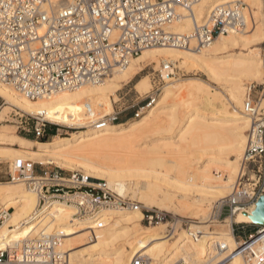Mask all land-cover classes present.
Wrapping results in <instances>:
<instances>
[{
  "label": "bare ground",
  "instance_id": "1",
  "mask_svg": "<svg viewBox=\"0 0 264 264\" xmlns=\"http://www.w3.org/2000/svg\"><path fill=\"white\" fill-rule=\"evenodd\" d=\"M52 1L55 7L66 4V0ZM219 1L203 0L196 8L198 19L207 16ZM244 1L256 21L254 27L243 34L221 35L199 52L191 49H148L103 83L87 84L37 101L23 97L9 85L0 82V97L6 104L27 114H40L56 107L65 109L76 106L81 109L89 100L114 95L125 81L137 74L139 64L148 62V65H163L170 62L175 66L179 64L181 68L198 67L209 81L225 87L224 114L204 110L210 109L215 99V95L207 90L210 85L207 81H177L165 74L166 86L158 99L152 106L143 109L139 118H133L129 123L111 122L103 130L87 126L88 130H81L71 138L51 143L32 141L0 131V145H24L29 150L27 153H30V157L50 155L60 168L81 165L89 177L94 181H105L107 188L122 198H136L146 208L157 207L162 211L188 214L199 219V222H194L191 231L200 233L211 221V215L205 209L206 203H212L216 197L226 195L233 187L238 174L235 162L223 157L207 159L201 167V173L193 176V183L185 184L184 188L179 189L167 182L161 173L147 172L141 168L136 164L140 161L137 158L132 167L118 168L95 166L91 159L94 155L97 156L99 150L118 138L142 132L162 120L165 121L166 117L171 120L170 128L177 125L169 146L178 151V154L182 152V144H194L201 139L220 143L218 150L221 154L243 152V130L251 128L252 121L244 112L248 98L243 103L245 92L242 83L264 75V60L258 50L252 48L264 41V0ZM182 13L185 15V12ZM192 28L193 20L185 17L174 26L173 31L185 34ZM137 86L141 91L150 90L147 78ZM75 91L76 93L69 94ZM176 98L200 104L189 108L179 120L174 104L168 103ZM261 106H264V99ZM0 160L4 161L1 156ZM218 167L225 168L220 170L223 174L215 173ZM141 179L146 181L138 186ZM103 188L106 189L105 186ZM191 188H194L196 196L189 197L186 194L192 192ZM178 191L184 194L176 196L175 192ZM39 201V194L22 181L0 183V212L10 210V217L0 226V248L10 241L39 236L43 231L51 233L62 230L65 234L62 248L71 253L73 264H129L134 256L141 253L148 256L151 264H245L240 244L233 233V223H254L255 218L254 210L251 213L239 211L235 217L225 218L221 230L203 231L205 236L202 240L193 242L187 236L190 230H183L178 236L169 237L167 224L146 227L141 224L142 212L123 211L118 206H111L103 212L106 227L97 230L94 238H89L93 223L76 219L72 206L55 200L40 210ZM259 252L262 253L263 250L260 249Z\"/></svg>",
  "mask_w": 264,
  "mask_h": 264
},
{
  "label": "built area",
  "instance_id": "2",
  "mask_svg": "<svg viewBox=\"0 0 264 264\" xmlns=\"http://www.w3.org/2000/svg\"><path fill=\"white\" fill-rule=\"evenodd\" d=\"M202 1L66 0L64 6L55 7L52 0H0V82L29 100L47 99L87 84L103 83L145 50L174 48L199 52L221 35L243 34L256 24L244 0H220L207 16L198 19L196 8ZM185 17L193 20L191 31L174 32V26ZM261 49L264 57V41ZM176 70L173 63H163L154 78L156 89L141 102L131 119L139 118L143 109L155 103L166 84L164 75L173 78L179 74ZM263 99L264 79L259 85L258 100L248 98L245 104L244 112L252 125L238 179L232 194L220 203L218 219L235 217L239 211L256 207L264 195ZM84 109L90 112L91 105L86 104ZM124 111L99 118L90 127L103 130L111 122L118 123ZM29 118L34 120L36 138L50 137L48 126L53 123L42 113ZM54 125L57 135L61 128L67 130L65 134L88 128ZM11 178L39 194L40 210L55 200L72 206L76 219L93 223L89 238L106 227L103 212L111 206L142 212V222L149 226L167 224L169 237L177 236L184 227L190 230L187 236L193 242H200L205 236L203 231H191L189 221L168 212L143 209L140 203L96 186L78 172L63 176L61 172L42 170L39 175L35 163L20 158L15 161ZM226 210L229 213L224 216ZM9 213L10 210L0 212V226L10 217ZM235 225L254 223H233V233ZM64 237L62 230H54L43 231L35 238L10 241L0 248V264H73L71 253L62 248ZM263 238L264 225H258L253 234L239 241L245 264H264V253L258 251ZM129 264L151 262L141 253Z\"/></svg>",
  "mask_w": 264,
  "mask_h": 264
},
{
  "label": "rangeland",
  "instance_id": "3",
  "mask_svg": "<svg viewBox=\"0 0 264 264\" xmlns=\"http://www.w3.org/2000/svg\"><path fill=\"white\" fill-rule=\"evenodd\" d=\"M252 48H256L258 50V54L260 55L262 60H264L261 51L262 43L253 46ZM148 64V62L139 64L137 66L138 69L136 70L137 74H134L129 80L125 81L122 84L121 89L114 95L102 96L96 98L95 100H89L88 103L85 102L84 105L81 106V109L76 108V106H74L73 108L65 109L56 107L52 111L42 112L45 119L53 123L48 127L50 129L57 128V126H55L54 124L61 127L70 128L87 127L90 126L91 122L98 120L99 118L112 114L114 111L119 112L122 110L125 111L121 114L120 121L115 124L129 123V121H131L133 113L138 109V106L141 104V102H143L147 98V96L152 93L153 89H156L154 78H157V72L161 69L162 63H153L151 65ZM176 69V72H178L179 74L173 77L174 80L181 81L189 79H202L207 81L210 84L207 90L211 94L215 95V99H213L212 107L210 109L204 108V110H207V112L218 111L219 114H224V111H226V108L224 106L226 99L225 87H221L218 84L209 81L207 76H205L202 70L198 67L186 66L181 68L179 64H176ZM144 78H147L150 83V90L148 91H141L137 86L138 83ZM263 79L264 75L259 79H251L249 81H246L245 83H242L243 90L245 92L243 103H245V100L247 98L258 100L259 85L263 82ZM74 93H76V91L69 94ZM168 103L174 104V111L179 116V120H181L187 113V110L189 108H192V106L198 104L199 102L196 103V101H185L176 98L169 100ZM86 104L91 105L90 112H87L84 109ZM262 107L264 108V106ZM29 115L35 114H27L20 109L12 107L6 104L3 98L0 97V131H5L8 134L23 137L32 141L42 142V140L44 139L36 138L33 132L34 120L32 118H29ZM159 121H161V119ZM170 122V118L166 117L165 121L162 120L159 124L148 127L142 132L130 134L127 137H120L110 143L109 146L99 150L97 156L94 155L91 161L95 163V166L104 168H118L132 167V165H134L135 163L134 160L137 158L140 161H137L136 164H138L141 168L145 169L147 172L152 171L155 173H161L164 178H166L165 180L167 182H171L172 184L176 185L177 188L181 189L184 188L185 184L193 183V176L195 174L201 173V167L204 165L205 160L218 157L232 160L238 166V174L235 181L233 182V187L229 189L226 195L216 197L212 203H206L205 206L206 212L211 215V221L205 225L206 229H203L202 231H219L224 227L225 224V219H218V215L220 212L219 205L223 199L229 197L233 192L234 185L239 176L240 164L246 150L250 127L243 130L245 149L242 153L221 154L218 150L220 143L201 139L194 144H182V152L178 154V151L172 150V147L169 146L171 144V137L175 134V128L177 126L175 125L170 128ZM86 130H88V128ZM77 132L69 131V134H65L67 133V130L61 128L60 135L56 134L53 137H48L47 142L51 143L59 140H64L65 138H71ZM175 148L176 147H174V149ZM12 149L18 150L19 152L13 151ZM28 151L29 150L24 145H0V156L4 159V161L0 160V183L13 182L11 174L15 171V161L22 158L20 156H25L22 159H25L26 161H29L31 163H35V170L39 175L42 173V170L61 172L63 173V176H69L73 172H78L88 178L89 181L98 185H103L102 187L105 186L106 189L109 190L105 185V181H94L93 178L87 175L86 171L81 165H74L72 166L73 168L71 166L67 168H60L55 163V160L50 157V155H42V157H30V153H27ZM25 154H27V156ZM218 168V170H215V173L223 174L224 172L220 170H224L225 168ZM146 180L141 179V182L138 183V186H140L141 183L145 182ZM191 190V193L186 194H189V197L196 196L197 194L195 193L194 188H191ZM175 193L176 196L184 194V192L179 191ZM127 198L131 199V197ZM131 200L140 203L143 209L160 210L157 207L146 208L145 205L136 198ZM253 210L256 211V207H251V209L247 211L242 210V212L251 213ZM168 213L180 220L185 219L186 221H189L188 224L191 226L194 224V222L200 221L199 219L194 218L193 216H190L188 214H176L173 211H170ZM228 213L229 211L226 210L224 216L228 215ZM141 224L146 227L162 226L161 224L149 226L144 222H141ZM183 230L187 231L186 227H184V229H181L177 234L179 235L183 232ZM32 238H35V236ZM236 240L239 244V241H242L238 238ZM260 249L263 250V252L261 253L263 254L264 238L262 240L261 246L259 247V250Z\"/></svg>",
  "mask_w": 264,
  "mask_h": 264
},
{
  "label": "crops",
  "instance_id": "4",
  "mask_svg": "<svg viewBox=\"0 0 264 264\" xmlns=\"http://www.w3.org/2000/svg\"><path fill=\"white\" fill-rule=\"evenodd\" d=\"M56 129L51 128L49 131L50 137H53ZM258 229V225H248L244 227L234 226V236L237 239L245 240L249 235L253 234Z\"/></svg>",
  "mask_w": 264,
  "mask_h": 264
},
{
  "label": "water",
  "instance_id": "5",
  "mask_svg": "<svg viewBox=\"0 0 264 264\" xmlns=\"http://www.w3.org/2000/svg\"><path fill=\"white\" fill-rule=\"evenodd\" d=\"M254 224L262 225L264 221V195L260 198L256 205V211L254 212Z\"/></svg>",
  "mask_w": 264,
  "mask_h": 264
},
{
  "label": "trees",
  "instance_id": "6",
  "mask_svg": "<svg viewBox=\"0 0 264 264\" xmlns=\"http://www.w3.org/2000/svg\"><path fill=\"white\" fill-rule=\"evenodd\" d=\"M54 136L56 135V132L53 134ZM48 138H45L44 140H42V142H47Z\"/></svg>",
  "mask_w": 264,
  "mask_h": 264
}]
</instances>
